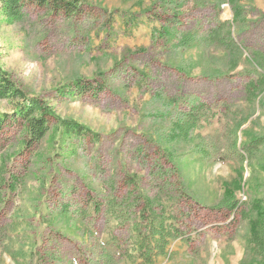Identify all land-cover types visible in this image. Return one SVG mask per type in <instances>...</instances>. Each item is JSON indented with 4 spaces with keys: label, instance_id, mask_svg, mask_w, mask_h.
<instances>
[{
    "label": "rangeland",
    "instance_id": "1",
    "mask_svg": "<svg viewBox=\"0 0 264 264\" xmlns=\"http://www.w3.org/2000/svg\"><path fill=\"white\" fill-rule=\"evenodd\" d=\"M82 4L78 18L33 7L0 16V72L54 115L36 150L24 151L20 123L10 120L16 104L0 98L9 116L0 130V264H146L130 205L149 197L173 215L180 186L204 206L188 222L198 232L189 243L171 240L150 264H264L251 251L248 219L234 224V214L210 210L240 167L239 204L264 203V0ZM216 21L229 22L224 32L240 46L201 42ZM255 61L263 73L249 90L241 71ZM76 82L92 90L71 93ZM64 119L98 138L65 134ZM163 149L180 186L159 187L153 152Z\"/></svg>",
    "mask_w": 264,
    "mask_h": 264
},
{
    "label": "trees",
    "instance_id": "2",
    "mask_svg": "<svg viewBox=\"0 0 264 264\" xmlns=\"http://www.w3.org/2000/svg\"><path fill=\"white\" fill-rule=\"evenodd\" d=\"M82 3L83 0H0V16L5 15L11 18H18L24 13H28L29 8L33 7L35 9L49 10L55 15H62L66 18H78L84 13ZM169 22H171L172 25L181 24L178 17ZM214 24V27H211L202 35L201 42L204 45L220 44L225 48H229V50H232V47H230L232 45L240 46L236 44L231 33L229 34L227 31L226 33L224 32L225 28L230 26L228 21H216ZM166 27L167 24L166 21H164L160 29L162 35H166L168 32ZM190 36L192 35L188 34L187 39L184 40L185 42L182 41V44L191 43L193 39L191 40ZM258 60L262 62L261 56ZM253 64L255 66L246 67L245 70L242 69L241 71V74L247 75L249 80L253 75L257 77L256 72H258V70L262 72V68L256 61ZM253 82H255L253 79L249 81L247 85L249 90L255 89L256 84ZM76 84L77 85H74L75 88H70L72 91L71 93H84L87 90H92L88 85L80 84L79 82H76ZM102 89L103 86L98 84L96 90ZM0 98L15 102L16 106L13 113L10 115V120L12 122H19L21 131L24 132L23 150L34 152L36 146L50 130L49 117L54 116L52 110L44 101L26 95L23 89L3 72H0ZM8 117V114L0 115V130ZM58 122L62 131L72 137L82 138L91 136L95 139L98 138L97 134L96 136L89 134L90 130L77 121L64 119ZM244 148H246V144ZM157 151L160 152V154L153 152V154L156 155L153 166L154 169H156L154 170V173L156 172V179L161 180L163 184L159 187H175L177 183L180 186L179 179L175 183L173 181L174 178L178 176L177 173H179V171L176 164L172 162L169 152L165 149ZM240 152H237V156L239 157L242 156ZM167 164H169V167L166 166ZM243 172V167H240L235 180L232 182L233 187H226V192H224L220 203L210 207V210L216 211L226 217H230L231 214H234L232 219L234 220V224L237 222V215H239L242 221L248 219L251 233V251L259 256L264 254L261 250L264 249V203L263 200L259 199L257 201H252L250 205L239 204L236 191L241 188L240 175ZM173 193V195H178L177 202L174 205L175 211L173 215L168 214L164 206H161V208L157 210V206L152 204L149 197L144 200V198L139 195L136 197L135 205H130H133L131 210L138 207L139 211V213L137 211L134 212L138 214L139 220H135L132 224L131 234H133V246L146 264L152 263L154 257L164 255L171 240L180 237L183 242L189 243L192 237L188 235V232L191 233L193 230L198 232V230L190 226L188 222L191 220L194 221L197 217L196 213L199 211L200 207L204 206L190 195L184 193L181 186L179 190L175 189ZM173 195H170V197ZM140 200H142L141 203ZM130 218L128 217L126 222L129 223L131 220Z\"/></svg>",
    "mask_w": 264,
    "mask_h": 264
},
{
    "label": "built area",
    "instance_id": "3",
    "mask_svg": "<svg viewBox=\"0 0 264 264\" xmlns=\"http://www.w3.org/2000/svg\"><path fill=\"white\" fill-rule=\"evenodd\" d=\"M243 199H246V197L244 196V197H242Z\"/></svg>",
    "mask_w": 264,
    "mask_h": 264
}]
</instances>
